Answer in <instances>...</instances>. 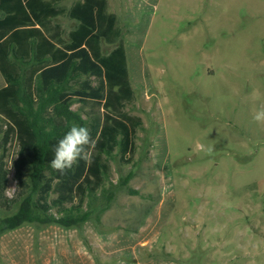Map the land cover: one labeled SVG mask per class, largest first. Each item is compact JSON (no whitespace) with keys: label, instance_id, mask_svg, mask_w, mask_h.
I'll list each match as a JSON object with an SVG mask.
<instances>
[{"label":"rangeland","instance_id":"1","mask_svg":"<svg viewBox=\"0 0 264 264\" xmlns=\"http://www.w3.org/2000/svg\"><path fill=\"white\" fill-rule=\"evenodd\" d=\"M108 2L136 94L127 111L143 120L133 161L116 153L111 200L100 192L87 222L0 236V264H264V125L252 119L264 107V0ZM17 210L0 206V220Z\"/></svg>","mask_w":264,"mask_h":264},{"label":"trees","instance_id":"2","mask_svg":"<svg viewBox=\"0 0 264 264\" xmlns=\"http://www.w3.org/2000/svg\"><path fill=\"white\" fill-rule=\"evenodd\" d=\"M63 1L0 0V206L18 207L0 220V236L27 223L70 228L87 222L85 208L100 192L111 200L105 186L116 153L130 164L137 151L143 120L127 111L136 94L118 17L108 0H78L70 8ZM59 17L76 22L68 34L55 23ZM104 42L116 44L109 54ZM74 124L89 129L95 146L88 161L62 175L50 167L53 149ZM12 149L18 191L10 198Z\"/></svg>","mask_w":264,"mask_h":264},{"label":"clouds","instance_id":"3","mask_svg":"<svg viewBox=\"0 0 264 264\" xmlns=\"http://www.w3.org/2000/svg\"><path fill=\"white\" fill-rule=\"evenodd\" d=\"M252 119L257 124L264 125V107L257 109ZM95 141L87 127L72 125L70 130L58 140L54 147V158L51 159L50 167L65 174L80 159L88 161L90 159V149L94 148ZM209 154L212 148L208 149Z\"/></svg>","mask_w":264,"mask_h":264},{"label":"crops","instance_id":"4","mask_svg":"<svg viewBox=\"0 0 264 264\" xmlns=\"http://www.w3.org/2000/svg\"><path fill=\"white\" fill-rule=\"evenodd\" d=\"M65 1H66V0H64V1L62 2V4H61V5L64 6V7H66V6L64 5V2H65ZM77 1H78V0H77ZM73 4H74V3H73ZM73 4H72V5H73ZM72 5H71V6H72ZM71 6H70V7H71ZM70 7H66V8H70ZM59 18H61V17H59ZM59 18H57V19H59ZM67 18H68V17H67ZM57 19H55V23L61 25L60 23H58V22L56 21ZM68 19H69V18H68ZM74 22H75V21H74ZM75 25H76V22H75ZM75 25H74V27H75ZM61 26H62V25H61ZM62 27H63V26H62ZM74 27H73V28H74ZM73 28H72V29H73ZM63 29H64V27H63ZM72 29H71V30H72ZM64 30H65V29H64ZM71 30H70V31H71ZM70 31H69V32H70ZM69 32H67V31L65 30V33H66V34H68ZM114 48H115V47H114ZM114 48H113V49H114ZM113 49H112V50H113ZM112 50H111V51H112ZM111 51H110V52H111ZM110 52H109V53H110ZM109 53H108V54H109ZM4 86H5V85H4ZM4 86H3V87H4Z\"/></svg>","mask_w":264,"mask_h":264}]
</instances>
